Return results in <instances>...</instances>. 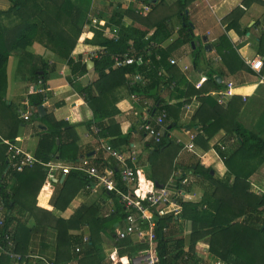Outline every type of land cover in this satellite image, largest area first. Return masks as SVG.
<instances>
[{
	"label": "trees",
	"instance_id": "16d2710c",
	"mask_svg": "<svg viewBox=\"0 0 264 264\" xmlns=\"http://www.w3.org/2000/svg\"><path fill=\"white\" fill-rule=\"evenodd\" d=\"M8 1L11 4L10 8L6 11L0 10V99L7 90L6 68L11 55L16 50L27 49L35 42L44 45L59 58L67 60L73 75L79 74L80 77L87 75V62L83 59V53L77 54L76 60L72 57L83 33L80 23L84 18V10L90 9L93 0H81V6L76 5L72 0ZM194 1L196 0H177L176 11L172 10L170 13L167 11V6L164 5V0H145L142 2L151 6L153 11L166 7L165 13H167L156 24V31L153 36L146 39V41L144 38L149 34L148 27L145 30H138L135 27L125 26L123 21L125 17H132L136 20L138 18L139 20L148 18L151 13L147 17H143L137 12L136 8L129 6L124 14L117 11L113 16V20L110 19L113 27L122 26V28H119L122 30L118 42L104 38L100 32L95 33L93 40L86 42L88 45H93L97 52L99 51V58L92 59L99 78L91 84L81 85L80 95L93 113L92 121H89L86 125L91 133H93L92 127L97 126L100 129L98 137H110L112 139L110 144L118 149L121 146L120 138L122 136L119 131L120 126L114 121L113 115L115 113H112V110L118 100L121 99L120 91L127 88L129 92L135 93L144 99L154 100L153 109L154 106L156 109L150 112L153 115L157 116L160 109L165 107L168 116L164 121L165 134L161 143L156 144L150 141L147 145L152 148V155L149 156L152 176H149V179L153 181L151 183L166 185L167 180L160 178V174L163 172L162 161L155 165L157 161L153 159H160L161 156L169 158L172 161L171 166L173 165L175 158L173 152L176 153V142L171 138L169 132L177 127L179 111L185 101L183 103L178 102L175 105L176 107H169L159 99L160 87L165 82L158 73L162 68L165 69L170 80L176 83V90L171 91V98L182 100L192 95L200 97L202 106L197 112L194 122L201 129V133L195 139H200L202 147L208 150L209 141L221 130L233 135L239 145L224 159L227 173L223 178H218L215 174H212L211 168L205 169L199 164L194 166L192 172L204 191L202 200L185 201L180 199L177 201L181 207L179 211L162 217L155 215L156 248L154 254L159 259V264H264V194H254L249 190L251 178L264 165V137L249 130L239 121L238 116L242 105H239L238 109L233 107L232 104L224 108L214 98L203 96L206 92L202 89L196 90L193 88L192 91L181 89V86L186 85L185 80L177 76L178 69L170 65L169 62L173 50L172 46L159 51L160 59L153 60L151 70L140 69L142 72L145 71L149 79L145 86L139 85L133 88L128 86L127 76L135 73V67L114 68V57L126 52L131 42H134L135 47L140 50L150 42H159L158 39H161V41L169 39L171 32L168 24L173 16L180 18L182 23L179 39L174 45L177 47L189 46L194 56V64L198 67L203 54V51L197 45L200 44L201 40L195 36L193 23L187 16L188 7ZM255 1L261 0H245L244 2L249 5ZM236 16L237 10H234L230 16L228 31L235 29L244 37L248 34L249 29L240 31V25L236 19L233 20ZM3 17L16 20V24L11 27L6 26L1 21ZM117 17L118 20H116ZM262 35L261 47L264 44V33ZM193 43L195 48H193ZM216 50L228 73L235 74L243 70L252 74L253 71L236 52L233 43L225 34L218 39ZM50 70L52 72L55 68L53 67ZM42 71L43 74H38L35 71L33 76L37 79V83L42 81L45 84L51 73L48 71L47 64ZM221 75L223 76V73ZM203 81L204 83L207 81L212 88L215 87L217 90L224 88L223 83H219L214 77L212 69L206 71ZM187 88L189 89V87ZM45 97V94L32 96L30 98L31 107L43 106ZM47 118L45 116L42 119L48 130L39 142L35 153L36 158L44 163L54 161L56 158L72 161L75 164L81 163L82 157L79 156L80 149L77 146L78 138L74 133V126L71 125L70 121L57 122L53 120L52 123L48 124L46 123ZM196 120H199V122L196 123ZM128 138L129 136L123 140L122 144L129 145ZM171 152L173 159L169 157ZM6 159L7 156L4 158L0 172V209L4 211V225L0 229L2 234L0 244L7 243L5 238L9 236L15 243V251L22 256H26L29 254L23 241V232L26 233V228L20 223L18 216L15 214L22 215V211H29L40 224L43 223L41 218L45 217L35 216L33 208L26 207L25 195L31 193L34 188L40 189L46 179L47 169L37 164L18 172L7 163L8 159L7 161ZM170 161L164 163L168 164ZM130 165L136 166L131 163ZM97 168L101 171L104 169V167L99 166ZM111 169L116 179L120 180V169L116 167ZM172 169L174 170V168ZM178 178V182H180L187 177L186 175H180ZM12 179L15 180V184L9 187V182ZM71 183L76 185V191H79L81 188L90 185L91 180L84 172L72 170L67 175L63 189L54 202V208L64 210L68 207L69 201L66 196ZM119 186L125 188L120 181ZM192 187L193 182L189 181L186 190L191 191ZM105 193L109 194L119 204L118 210L107 218H94L95 225L99 222L103 228L93 229L94 224H91L92 239L99 238L100 231L105 229L117 240L114 224L124 222L128 213L125 206L118 202L119 197L115 193L106 190ZM73 223L74 220L68 222L58 221V252L60 256L63 254V247H70L82 239L81 236L76 237L68 234V229L72 227ZM188 225L191 231L189 240L185 237ZM141 227L146 230L149 226L143 224ZM200 243L207 246L208 259L199 255L197 247ZM148 247V244L137 243L131 237L119 240L116 242L118 251L115 256L111 257L109 264H133L135 257L147 251ZM122 260L125 263H122ZM12 263L15 262L6 254L0 252V264ZM15 264H29V262Z\"/></svg>",
	"mask_w": 264,
	"mask_h": 264
},
{
	"label": "crops",
	"instance_id": "0c3cea01",
	"mask_svg": "<svg viewBox=\"0 0 264 264\" xmlns=\"http://www.w3.org/2000/svg\"><path fill=\"white\" fill-rule=\"evenodd\" d=\"M72 1L76 5H82L81 0ZM95 1L103 2V0H93L91 7ZM244 1L196 0L188 7L187 16L191 20V23H193L192 26L195 36L201 40L198 46L204 49L198 67L194 64V56L189 46L182 45L177 47L174 45L179 39L182 25L181 19L177 16H173L168 24L171 37L162 41L158 39V43L161 42L160 44L164 50L171 46L173 47L169 60L175 59L178 62V65L175 66L178 69L177 76L182 77L186 84L184 87L181 86V89L184 88L186 91H192L195 88L199 90L197 85L201 82L202 87L200 90L202 89V91L204 90L206 92L203 96H210L219 103L218 94L225 89L226 84L233 82L235 85L234 96L226 99L224 103H220V106L227 108L229 104H232L233 107L238 109L239 105H242L238 116L239 121L249 130L264 137V81H261V78H264V66L262 71L257 73L248 64L249 61L251 62L257 58H261L264 62V44L262 47L260 46L261 37L264 33V0L255 1L249 5L245 4ZM127 2L130 7L132 6L136 10L142 5V1L140 0H127ZM122 5H124L125 11L129 7L124 2ZM0 6L2 7L0 8L1 11H6L10 8L11 4L9 1H1ZM234 10H237V16L233 20L236 19L240 25V31L249 29L248 34L244 37L235 29L228 31L230 16ZM165 11L166 7L163 9L158 8L154 11L151 9V14H148L149 17L140 20L139 18L136 20L132 17H125L124 20L127 23L124 21V24H127V26L130 24L129 27H135L138 30H145L148 27L149 34L146 36L148 39L155 33L156 24L167 15ZM1 21L10 27L16 24V20L8 19V17H3ZM85 22L86 18H83L80 26L83 27ZM210 22L212 23L210 24ZM203 27H206V29H203ZM218 27L219 31L217 32ZM224 34L231 40L236 52L253 71L252 74L243 70L235 74H230L223 66L222 59L216 50V43ZM93 35L91 32L86 33L84 31L82 33L78 42L79 45L73 53L72 58L74 60L77 59V54L82 52L83 59L86 62L92 61V59L85 55L90 52L84 51L88 46L86 42L93 40ZM204 37L208 38L207 43L203 42ZM206 46L211 47V52L206 50ZM93 51L97 52V49ZM186 58L193 62V67L184 64ZM46 64L48 65L49 72H51L50 69H53V67L55 70L50 73L45 83L49 90L45 94L46 97L43 104L45 114L40 116L37 108L31 107L30 98L41 94L36 91L38 89V83L33 75L35 71L38 74H43L42 70L45 69ZM208 69L214 71L216 80L218 77L220 78L219 83H223V89L217 90L215 87L212 88L207 81L204 83L203 80ZM222 73L223 76L221 75ZM6 76L7 90L0 99V172L4 158L7 156L8 159L10 155L9 147L5 142L12 143L23 151L35 156L39 142L48 130V127L42 121L45 116L48 117L46 119V123L48 124L52 123L53 120L57 122L70 121L71 125L74 126L73 130L78 138L77 146L80 149L79 156L82 157L81 163L88 161L92 166L104 167V172H113L111 169L113 167L119 169L117 162L107 156L103 151L101 147L102 143L98 141L101 138L91 133L86 125L89 121H92L93 113L80 95V91L81 85L91 84L99 78V74L94 68L88 70L87 75L84 77H80L79 74L73 75L67 60L59 58L44 45L35 42L28 46L27 49L16 50L11 55L6 68ZM85 78L89 79L87 84H84ZM120 94L121 99L118 100L115 108L112 110V113H115L113 115L114 121L120 126L119 131L122 136L120 138L121 146L117 150L122 152L132 150L136 152L138 162L134 167L139 174L138 183L141 187H144L141 183V178H143V181L147 183H145L146 186H148V182L152 181L149 179V176H152V167L149 162V156L152 155V148L147 145L150 140L138 128L142 120L149 119L153 121L156 115L148 113L140 103H135L132 99V94L134 93L129 92L127 88L120 91ZM171 94V91L161 85L159 99L166 106L176 107L175 105L178 102L183 103L189 100V103L192 105V115H186L182 106L179 111L177 127L169 132L171 138L176 142V153L173 152V155L175 154L173 165L164 163L170 161V159L163 158L162 156L160 159L155 158L153 160L157 161L155 165H158L159 161H162L163 172L160 174V178L167 180V184L173 176L178 178L180 175H186L188 180L191 177L195 179V181L193 180V184L196 182L193 186L194 188L189 191L193 194L196 188L203 190L201 184L192 172L194 166L199 164L202 168H211L212 174H215L218 178H223L227 173L224 159L239 144L233 135L227 134L225 130H221L209 141L208 150L202 147L200 139H195L196 141L193 140L195 152H190L186 146L191 143V137L195 136L196 138L201 133L200 126L195 125L194 118L200 110L202 102L199 99L200 97L196 95L177 100L174 97L171 98ZM153 104H155L154 100H150V106L153 107ZM155 109L156 107L154 106L153 110ZM20 111H30L32 114L30 120H22L19 116ZM198 122L199 120H196V123ZM127 136H129V145L122 144ZM102 139L108 140L109 142L112 140L110 137ZM49 163L69 167L71 171L77 170L75 168L81 164H75L72 161L58 158ZM46 169L47 176L40 189L34 188L31 193L25 195L26 207L33 208L35 216L45 217L41 218L43 223L40 224L29 211L21 210L22 215L15 214L18 216L20 223L26 228V233L25 231L23 232V241L27 246V252L52 261L54 264H109L111 257L115 256L118 251L116 248V237H113L109 231L102 229L99 238L92 239L91 224H94L93 229L103 228L99 222L95 225L94 218H107L109 215L115 214L119 204L109 194L105 193V190L101 187L90 184L76 191L77 186L71 183L67 190L68 193L66 192V198L69 201L68 207L64 210L56 209L53 207L54 202L62 191L64 181L68 174L65 175L62 169L58 168ZM113 176H115L114 172ZM251 181L258 185L262 182V186L264 187V165L251 178ZM9 183V187H12L15 184V180L12 179ZM166 185L162 186L164 187ZM118 202L121 204L120 200ZM3 213L4 211L0 210V218L3 217ZM60 220L67 222L74 220L72 227L68 229V234L76 237L81 236L82 238L81 241L70 247L65 246L68 248L63 247V254L61 256L58 252V221ZM124 226L125 222H116L114 224L116 234ZM85 239H88V242H85ZM201 245L202 243L197 247L198 253L200 256L208 259L207 246L204 244ZM77 248H80L81 251L77 252ZM200 249H204L203 255L200 254ZM138 256L133 260V264H145ZM122 263H125V261L122 260Z\"/></svg>",
	"mask_w": 264,
	"mask_h": 264
},
{
	"label": "built area",
	"instance_id": "2783aa9c",
	"mask_svg": "<svg viewBox=\"0 0 264 264\" xmlns=\"http://www.w3.org/2000/svg\"><path fill=\"white\" fill-rule=\"evenodd\" d=\"M141 4V3H140ZM152 7L142 3L140 7L137 8V12L141 16H147ZM264 31V26H263ZM107 38L118 42L120 39V30L117 27H108L106 29ZM162 49V46L158 42H150L146 47L138 50L135 47L134 42L129 45V48L123 54H118L114 57V68L122 67H135L136 71L133 74H128V86L130 88L144 84L147 79L145 76V71L140 69L145 68L146 71L150 70L153 66L154 59H160L159 51ZM93 57L99 58V54ZM172 66H177L178 62L175 59L170 60ZM249 66L253 71L260 73L263 69L264 62L261 58H257L253 61L248 62ZM159 76H166V73L163 70H160ZM166 88L169 91L176 90V83L170 80L169 76H166ZM261 81H264V78H261ZM200 89L202 87L201 82L197 85ZM49 89L47 88L44 82L40 81L38 83L37 93L46 94ZM235 85L233 82L226 84V87L223 91L218 94L219 103H224L226 99H230L234 96ZM132 99L135 103H140L143 105V108L150 113L153 110V107L150 106V101L144 99L137 94H132ZM186 115H192V105L189 101H185L182 107ZM19 116L24 121H29L31 117V112H19ZM147 114V113H146ZM148 116V115H147ZM168 116L167 109L162 107L160 113L153 119H144L139 125V131L145 135L147 139L155 142L156 144L161 143V140L165 134L164 130V121ZM92 132L96 136L100 134V129L97 126L92 127ZM191 143L186 146L190 152H195V145L193 140L195 136L191 137ZM102 143L101 147L103 151L110 158L114 159L117 162L119 167L120 180L116 179L113 176L111 171H101L99 168L90 165L88 161L82 162L77 169L78 171L84 172L88 178L91 180V184L101 187L108 192L115 193L120 202L125 206L127 210V217L125 219V226L122 230L117 233V241L131 237L137 243H146L148 244V249L145 252L139 254L138 257L141 258V261L145 264H159V259L155 256L154 251L156 248L154 227L155 222L154 218L157 214L162 217L166 214L179 211L181 207L178 205L177 201L183 199L185 201H196L195 196L186 190V186L189 181L187 178L178 182L179 178L173 176L170 182L162 187L157 188L155 183H148L146 189L141 187L138 183V171L131 164L136 165L138 161V155L135 151L122 152L115 149L108 140L99 139ZM9 147L10 155L8 157L9 165L17 170L22 172L26 168L33 167L34 165H41L44 168H58L62 169L63 173L69 174L71 168L64 167L61 165L44 163L43 161L37 159L34 155L23 151L16 145L12 143L5 142ZM119 181L124 185L125 188L119 186ZM179 186V187H178ZM3 211V209H0ZM147 224L148 229H142V225ZM4 225L3 217L0 218V229ZM2 234L0 232V238ZM7 243L0 244V252L9 256V258L15 263L29 262V264H54L52 261L38 257L33 254H28L22 256L21 254L15 251V243L9 236H6ZM85 242H88V239H85ZM81 249L77 248V252H80ZM220 264V263H217Z\"/></svg>",
	"mask_w": 264,
	"mask_h": 264
},
{
	"label": "rangeland",
	"instance_id": "374dc122",
	"mask_svg": "<svg viewBox=\"0 0 264 264\" xmlns=\"http://www.w3.org/2000/svg\"><path fill=\"white\" fill-rule=\"evenodd\" d=\"M3 1V2H7L8 0H0V2ZM177 0H164V5L167 6V11L170 13V11H176L177 9V3H176ZM123 2L126 4V6H129L128 5V2L127 0H122V1H118V0H103V2H93V6L91 7L90 10H84V18H86V22L85 24L83 25V32L85 31L86 33L88 32H91L93 35V37L95 36V33L96 32H100V34H103L104 38H107V33H106V29L108 28V26H111L113 27V25H111V20H113V16L114 14H116V12H120L122 14H124V11H125V8H124V5ZM0 8H2L0 6ZM120 8V9H119ZM119 18L117 17L116 20H118ZM214 20V19H213ZM126 22V20H124ZM123 21V23H124ZM128 21V20H127ZM215 22V21H214ZM127 23V22H126ZM212 22H210L211 24ZM130 24H128L129 26ZM127 26V24L125 25ZM131 27V26H130ZM206 27H210V26H206ZM206 27H203V29H206ZM119 28H122V26L118 27L117 29ZM120 31L122 29H119ZM219 31V27L217 28V32ZM150 38V37H149ZM93 39V38H92ZM146 38H144V40H146ZM132 43V42H131ZM94 46L93 45H88L87 46V49H85L84 52H90V53H87L85 54L86 57L88 58H92V55L96 56V54H98V52H95L93 51L94 50ZM203 52H204V49L203 47L200 48ZM95 58V57H93ZM170 62V61H169ZM184 64H187V65H190L191 67L194 66L193 62L190 60V59H185L184 60ZM171 65V64H170ZM200 65V64H199ZM151 70V69H150ZM163 70L165 73H166V76H169L168 72L165 70V69H161ZM160 72V71H159ZM159 74V73H158ZM145 76H146V79L147 81L144 83V84H141V86H145L147 85L149 79L147 78V75L145 73ZM166 76H163L162 79L164 80L165 84L162 85L166 88ZM252 121V120H251ZM254 123V122H253ZM169 157L171 159H173V155L172 153H170ZM172 161H170L168 164L171 165ZM174 163V162H173ZM193 178H189V181L193 182ZM141 183L144 187H146V181H143V178H141ZM146 183V184H145ZM195 184V183H194ZM193 184V186H194ZM260 185L258 184H254L251 180H250V191L254 194H259V195H263L264 194V187L262 186L263 183L260 182L259 183ZM194 188V187H192ZM193 195L195 196V200H202L204 198V191L201 190V189H194V192H193ZM242 220V219H241ZM187 233V235H186ZM190 227L189 225L186 227V231H185V236L186 238L189 240V237H190ZM201 244V243H200ZM203 245V243H202ZM201 245V246H202ZM204 248V247H203ZM203 250L204 249H200V254L203 255Z\"/></svg>",
	"mask_w": 264,
	"mask_h": 264
},
{
	"label": "water",
	"instance_id": "95a60500",
	"mask_svg": "<svg viewBox=\"0 0 264 264\" xmlns=\"http://www.w3.org/2000/svg\"><path fill=\"white\" fill-rule=\"evenodd\" d=\"M140 1L144 2L145 0H140ZM155 1H157V0H155ZM207 41H208V38H207V37H204V38H203V42H204V43H207ZM197 45H198V44H197ZM193 46H195L194 43H193ZM206 50L209 51V52H211V47H210V46H206ZM94 66H95V63H94V62H92V61H88V62H87V68H88V70H91L92 68H94ZM217 81L220 82V78H219V77L217 78ZM88 82H89V79H88V78H85V79H84V84H87ZM37 112H38V114H39L40 116H43V115L45 114V109H44V107H43V106L38 107V108H37ZM155 186H156L157 188H162V187H163L162 185H158V184H156V183H155Z\"/></svg>",
	"mask_w": 264,
	"mask_h": 264
}]
</instances>
